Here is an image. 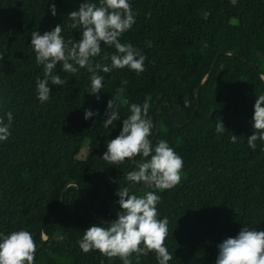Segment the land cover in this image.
Returning <instances> with one entry per match:
<instances>
[{"label":"trees","instance_id":"1","mask_svg":"<svg viewBox=\"0 0 264 264\" xmlns=\"http://www.w3.org/2000/svg\"><path fill=\"white\" fill-rule=\"evenodd\" d=\"M83 2L0 0V117L7 123L6 113L13 114L11 135L0 142V232L29 231L37 245L35 264H123L98 250L83 252L78 241L91 225L116 219L118 189L129 187L130 194L161 196L158 218L169 220L165 245L173 253L168 264H215L224 239L244 226L264 231V142L257 140L255 150L247 146L253 106L264 94V0H129L136 22L120 42L142 50L145 71L100 72L104 87L97 99L89 94L86 69L73 76L58 64L55 74L67 83L49 85L50 98L40 103L36 79H43L44 68L36 63L31 32L43 34L59 24L66 40H80L68 14ZM101 48L93 63H110L102 57L114 47ZM122 80L128 84L118 95ZM112 98L120 104L119 119L106 129ZM145 99L153 136L160 108L153 148L165 140L184 161L181 183L169 190L127 180L150 157L137 155L133 165L126 158L119 166L102 159L131 114L129 105ZM86 109L97 114L85 120ZM217 119L223 134L215 130ZM231 135L241 140L233 144ZM129 259L158 264L155 252L138 262L135 253Z\"/></svg>","mask_w":264,"mask_h":264},{"label":"clouds","instance_id":"2","mask_svg":"<svg viewBox=\"0 0 264 264\" xmlns=\"http://www.w3.org/2000/svg\"><path fill=\"white\" fill-rule=\"evenodd\" d=\"M52 16L57 14L54 3H50ZM137 13L133 11L129 0H100L99 6L89 0L79 5L78 10L68 14L72 21V29L81 30V38L65 39L63 28L57 24L51 31L41 34L31 32V45L35 52L38 65H43V79H36V93L40 103L49 100L52 86H63L67 83L60 75L55 74L58 64L62 70L76 76L80 69H86L91 75L90 95L99 99L104 87V76L100 72L110 73L113 69L125 67L140 74L145 71L147 57L142 50L130 43H121L120 37L135 24ZM114 47V53H105L103 60L110 63H93V58L101 54V44ZM151 46V41L148 42ZM127 80H122V87L116 93L123 94ZM123 103L128 105V101ZM150 102L145 99L143 104L129 105L130 115L123 120L122 128L114 139L107 142V150L102 159L110 164L119 165L126 158L133 159L137 155L150 157L137 165V170L127 174V180L133 185L143 183L149 188L169 190L181 183L183 158L160 140L153 148L150 137L153 136V120L149 117ZM184 106L189 107L190 101L185 98ZM252 116L253 134L247 138L249 149L257 148V140L264 142V94L259 95L254 104ZM120 104L112 98L107 102L103 126L107 129L119 119ZM97 113L85 110L87 120ZM7 123L0 117V142L6 141L10 135L13 120L12 112L6 113ZM215 130L223 134L226 130L220 119L216 121ZM231 143L235 144L240 137L231 135ZM154 153V154H153ZM120 210L110 225H91L83 232L78 241L80 249L88 253L98 250L102 255L119 257L123 264H131L129 259L133 253L136 260L155 252L158 264H168L173 253L168 251L165 240L169 233L167 217L159 219L157 205L161 196L155 191H148L142 196L130 194V188L118 189ZM143 245V246H141ZM218 255L215 264H264V231H257L251 226H244L234 237H228L217 245ZM37 245L32 234L27 230L13 231L9 234L0 232V264H35Z\"/></svg>","mask_w":264,"mask_h":264},{"label":"water","instance_id":"3","mask_svg":"<svg viewBox=\"0 0 264 264\" xmlns=\"http://www.w3.org/2000/svg\"><path fill=\"white\" fill-rule=\"evenodd\" d=\"M224 54H226V53H224ZM227 54H231V53H227ZM218 57H219V54H217V55L215 56V60H214V62H213V64H212V66H211L210 72H209V74L207 75V77L203 80V82L201 83V85H202L203 83H205V82L209 79L210 73L212 72V70H213V68H214V65H215L216 60L218 59ZM198 88H199V86H197V87L195 88V90H194L195 99H196V107H195V110H194V112H193V114H192V117L196 114V112H197V110H198V101H199V100H198V97H197V90H198ZM164 104H165V103H163L162 105H164ZM159 113H160V108H159L158 111H157L156 130H155L154 136H153L152 139L150 140L151 142H153V140L155 139L156 134H157V132H158ZM170 115H171V118H172V120H173L174 117H173V115H172V111H171V110H170ZM192 117H191V118H192ZM191 118H190V120H191ZM190 120H188L186 123H188ZM134 159H135V158L132 159V165L134 164ZM119 165H120V164H119ZM119 165H117V166H119ZM68 185H69V184H68ZM60 207H61V204H60ZM60 207H59V209H60ZM59 209H58L57 211H59ZM90 213L93 214L92 209H90Z\"/></svg>","mask_w":264,"mask_h":264}]
</instances>
